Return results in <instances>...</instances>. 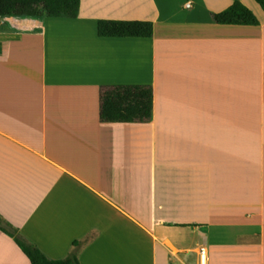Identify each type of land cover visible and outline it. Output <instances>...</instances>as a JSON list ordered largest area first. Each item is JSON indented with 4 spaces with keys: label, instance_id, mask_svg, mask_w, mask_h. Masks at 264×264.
<instances>
[{
    "label": "crops",
    "instance_id": "crops-1",
    "mask_svg": "<svg viewBox=\"0 0 264 264\" xmlns=\"http://www.w3.org/2000/svg\"><path fill=\"white\" fill-rule=\"evenodd\" d=\"M242 1L259 25L214 22L234 0L0 16V214L52 259L264 264V10ZM101 19L154 34L100 36ZM119 84L153 86L149 122L101 120ZM0 264H31L1 229Z\"/></svg>",
    "mask_w": 264,
    "mask_h": 264
},
{
    "label": "trees",
    "instance_id": "trees-1",
    "mask_svg": "<svg viewBox=\"0 0 264 264\" xmlns=\"http://www.w3.org/2000/svg\"><path fill=\"white\" fill-rule=\"evenodd\" d=\"M264 10V0H256ZM81 0H0V16L15 17H77ZM219 24L259 25L260 20L242 0H234L227 9L212 13ZM98 34L104 37H152L154 23L148 20L101 19ZM100 118L104 122H149L153 115L154 89L149 84L105 85L100 90ZM0 229L13 237L31 264H80L74 250L68 257L52 259L35 243L0 214ZM75 242L73 247H78Z\"/></svg>",
    "mask_w": 264,
    "mask_h": 264
},
{
    "label": "built area",
    "instance_id": "built-area-1",
    "mask_svg": "<svg viewBox=\"0 0 264 264\" xmlns=\"http://www.w3.org/2000/svg\"><path fill=\"white\" fill-rule=\"evenodd\" d=\"M188 7H191V3L187 4ZM200 264L207 263V250L204 247H201L199 250Z\"/></svg>",
    "mask_w": 264,
    "mask_h": 264
}]
</instances>
